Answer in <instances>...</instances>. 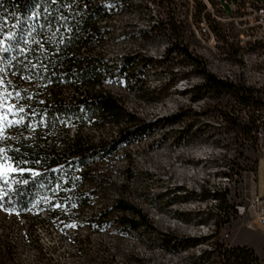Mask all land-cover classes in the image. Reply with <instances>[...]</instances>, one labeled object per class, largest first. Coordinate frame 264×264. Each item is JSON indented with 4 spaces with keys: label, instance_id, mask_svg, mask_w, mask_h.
Here are the masks:
<instances>
[{
    "label": "trees",
    "instance_id": "16d2710c",
    "mask_svg": "<svg viewBox=\"0 0 264 264\" xmlns=\"http://www.w3.org/2000/svg\"><path fill=\"white\" fill-rule=\"evenodd\" d=\"M184 1L0 0V114L6 112L0 122V149L4 150L0 164L6 168L0 175L2 210L19 214L34 226L42 222L41 213L53 218L58 204L69 208L59 214L61 225L78 222L77 212L91 201L83 186L97 189L108 181L109 173L101 164L150 131L152 124L139 119L138 112L127 105V95L137 90L162 101L175 87V83L152 87L149 73L163 63L165 71L181 75L180 80H192L188 73L197 77L198 81L184 90L190 93L192 104L210 101L215 95L226 96L227 100L217 105L218 116L228 125L227 133L241 147L245 143L259 147L263 98L243 82L217 76L191 49L188 38L180 36L181 24L191 30L188 17L180 20L175 13ZM133 14L143 24L128 30L131 24L123 18ZM123 40L127 42L124 47L114 46ZM164 40L166 53L159 59L150 49ZM181 65L189 68L188 72H183ZM9 106L16 107L7 111ZM190 111V107H181L174 116L164 117L166 127L173 129L178 122L188 128ZM16 120L21 123H7ZM90 125L99 131L98 137L87 132ZM247 150L235 149L233 154L227 150L222 158L227 168L218 175L239 181L244 171H257L258 160ZM241 158L244 164L239 162ZM20 168L30 171L21 173ZM55 192L61 194V200L53 198ZM231 192L230 186L212 192L217 208L224 211L215 233L226 231L223 222L230 223L238 212L237 204L229 199ZM117 207L123 216L102 210L90 218L91 225L100 229L102 221L112 216L133 229L149 223L138 206L120 199ZM203 239L194 238V244H202ZM198 259L193 264H260L254 249L225 245L219 237Z\"/></svg>",
    "mask_w": 264,
    "mask_h": 264
},
{
    "label": "rangeland",
    "instance_id": "374dc122",
    "mask_svg": "<svg viewBox=\"0 0 264 264\" xmlns=\"http://www.w3.org/2000/svg\"><path fill=\"white\" fill-rule=\"evenodd\" d=\"M222 2L227 16L216 0L184 1L175 13L180 20L188 17L191 30L181 24L180 36L188 38L191 49L206 60L213 73L245 83L264 100V24L251 25L241 11L234 17L231 3ZM206 13L209 18H205ZM123 21L130 22L128 30L143 24L137 14L125 16ZM126 44L123 40L114 46ZM166 49L164 40L150 52L160 59ZM164 66L149 73L152 87L167 83H175V87L162 101H156L154 94L142 96L137 90L127 95V105L138 112L139 119L152 124L150 131L101 164L109 173L108 181L97 189L83 186L91 201L77 212L78 222L61 225L59 214L69 208L60 205L53 218L41 213L42 222L31 226L19 214L0 206V264H193L217 237L228 246L254 249L264 264V230L254 202L256 194L264 196V122L258 132L259 147L243 145L258 160V170L244 171L239 181L218 175L227 168L222 163L226 151L233 154L243 148L227 133V123L218 116L217 103L227 98L215 95L210 101L192 104L190 93L184 90L196 83L197 77L188 73L192 80H180L181 75L166 72ZM179 68L183 72L189 69ZM181 107L193 110L187 112L190 126L185 129L177 122L173 129L167 128L164 117L174 116ZM261 114L264 116V111ZM87 132L99 136L93 125ZM239 162L244 164L243 158ZM225 186L232 188L229 199L237 204L238 212L230 223L223 222L226 231L215 233L224 211L217 208L211 195L215 188ZM60 195L55 192L53 198L61 200ZM120 199L144 210L149 223L133 229L112 216L102 221L100 229L91 225L90 218L102 210L123 216L117 211ZM194 238H204L203 243L195 245Z\"/></svg>",
    "mask_w": 264,
    "mask_h": 264
},
{
    "label": "built area",
    "instance_id": "2783aa9c",
    "mask_svg": "<svg viewBox=\"0 0 264 264\" xmlns=\"http://www.w3.org/2000/svg\"><path fill=\"white\" fill-rule=\"evenodd\" d=\"M216 1L223 14L227 16L222 0ZM227 1L231 3V15H237L241 11L245 21L251 25L257 23L260 27V24H264V0H235L233 2H231V0ZM254 202L258 206V219L260 226L264 230V196L256 194L254 196Z\"/></svg>",
    "mask_w": 264,
    "mask_h": 264
},
{
    "label": "snow or ice",
    "instance_id": "6c2138e0",
    "mask_svg": "<svg viewBox=\"0 0 264 264\" xmlns=\"http://www.w3.org/2000/svg\"><path fill=\"white\" fill-rule=\"evenodd\" d=\"M17 95H19V94H17ZM3 103V101L2 100H0V104H2ZM16 106H9V108L7 109V111H11L13 108H15ZM17 111H19V112H24L25 111V109L24 108H18L17 109ZM5 117H6V112L4 113V114H0V122H2V121H4L5 120ZM7 123H8V125L9 126H11V125H13V124H19V123H21V121L20 120H16V121H7ZM3 131V129L2 128H0V132H2ZM4 150L3 149H0V152H3ZM3 168H4V165L3 164H0V175H3L4 173H3ZM9 170L10 171H12V172H15V171H17V169L16 168H9ZM19 171L21 172V173H23V172H25V171H30V169H25V168H20L19 169ZM27 181H25V183H26ZM0 199H2V197H0ZM56 207H60V205H55ZM70 227H75V225H70Z\"/></svg>",
    "mask_w": 264,
    "mask_h": 264
}]
</instances>
